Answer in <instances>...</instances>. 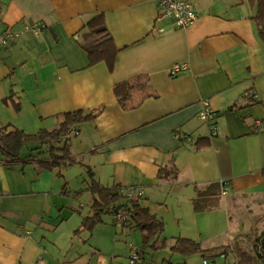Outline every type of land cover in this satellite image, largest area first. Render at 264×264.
I'll return each mask as SVG.
<instances>
[{"label": "crops", "instance_id": "1", "mask_svg": "<svg viewBox=\"0 0 264 264\" xmlns=\"http://www.w3.org/2000/svg\"><path fill=\"white\" fill-rule=\"evenodd\" d=\"M190 1L199 17L177 27L160 17L154 0H1L0 31H19L33 21L46 27L0 49V123L32 134L57 128L65 112L92 110L95 117L69 138L70 152L81 161L72 166L42 168L37 158L6 164L0 151V264L40 258L46 264H116L98 253L100 241H113V207L92 228L83 226L95 212L89 168L106 187L141 185L144 194L134 201L164 223L148 244L132 217L116 230L119 236L142 232L143 258L145 250L165 252L162 260L140 264H197L202 257L239 264L237 249L220 248L236 238L240 248L264 256V42L253 19L258 2ZM97 14L118 51L92 65L81 42ZM176 63L189 67L173 76ZM125 82L132 88L121 103L114 88ZM203 99L214 109L215 134L199 117ZM36 154L26 149L22 156ZM78 175H85L91 194L82 209L65 213L64 196ZM198 200L204 207L196 208ZM181 238L198 242L204 253L173 250ZM175 254L183 256L176 263Z\"/></svg>", "mask_w": 264, "mask_h": 264}, {"label": "trees", "instance_id": "2", "mask_svg": "<svg viewBox=\"0 0 264 264\" xmlns=\"http://www.w3.org/2000/svg\"><path fill=\"white\" fill-rule=\"evenodd\" d=\"M258 10L253 17L255 25L260 33V37L264 42V0H257ZM1 11V0H0ZM82 46L88 53L90 64H97L112 56H114L118 47L109 32L103 14H97L84 27ZM132 84L129 82L121 83L114 88L121 103H124L130 94ZM94 111H86L83 109L69 111L63 113V119L59 126L55 129H41L36 133H26L22 129L14 127L10 124L3 125L0 123V148L4 155L3 161L7 164L12 161H31L39 159L42 168H61L63 166H72L80 163L69 149V138L71 134L78 132V127L94 119ZM47 146L48 149H44ZM37 150V156L28 155L23 157L24 150ZM88 174L91 178L90 188L96 194L93 203L95 210L94 214L86 217L84 220V228H92L99 221L103 211L114 209L125 205L130 211V217L136 223V226L144 232L145 244L150 243L155 239L164 227V223L150 211L142 207L135 199H125V203L116 205L125 195L121 191V187H106L99 183L94 176L92 169H88ZM202 192H199L201 194ZM122 194V195H121ZM134 201V202H133ZM129 202H133L130 208ZM197 203V202H196ZM201 201L198 200L196 208L200 209ZM129 217V218H130ZM259 238V237H258ZM255 241V240H254ZM257 241V240H256ZM255 241V242H256ZM257 244V243H256ZM258 246V244L256 245ZM220 248H235L239 257V264H264V256L261 252L254 255L253 252L246 251L240 248L238 238L234 239L230 245ZM173 250L185 255H192L196 252H203L200 244L191 239H178L173 246Z\"/></svg>", "mask_w": 264, "mask_h": 264}, {"label": "built area", "instance_id": "3", "mask_svg": "<svg viewBox=\"0 0 264 264\" xmlns=\"http://www.w3.org/2000/svg\"><path fill=\"white\" fill-rule=\"evenodd\" d=\"M154 1L157 2V4L162 8L160 17L171 19L177 27H188L189 25L194 23L199 17V13L196 10L195 5L190 0ZM45 27V23H42L40 21H33L26 23L25 27L19 31L13 30L12 28L0 31V49L7 46L9 42L12 41L15 37L20 36L21 34L27 31H32L35 34H39L44 30ZM188 67V63H176L170 71L171 75H177L178 73L187 70ZM247 96L254 98L255 94L248 93ZM201 105L202 106L199 112V117L202 120L211 122L210 128L215 134L217 130V124L214 122L215 112L212 107V104L208 99H203ZM121 191L128 200L137 199L139 197H142L144 194L143 187L138 184H132L129 186L122 187ZM226 191L227 184L224 182V193ZM129 217L130 211L125 205L119 206L112 212V219L117 227H123L124 225H126L129 220ZM132 247L133 254L131 256L130 263L137 264L141 260L142 254L140 248L137 245L132 244ZM35 264H46V261L44 258H40ZM203 264H214V262H210V260L206 258L203 260Z\"/></svg>", "mask_w": 264, "mask_h": 264}, {"label": "rangeland", "instance_id": "4", "mask_svg": "<svg viewBox=\"0 0 264 264\" xmlns=\"http://www.w3.org/2000/svg\"><path fill=\"white\" fill-rule=\"evenodd\" d=\"M1 151V148H0ZM78 168V167H77ZM84 176L85 175H78L77 177H75L74 181L70 184V189L71 192H69V194L67 196H64L65 204L64 205H60L61 207H63V209L65 210V213L69 211H72L74 209H72V207H75V209H80L81 207L79 206L80 203L86 204L88 195L91 194V192L89 190H87L85 181H84ZM82 209V208H81ZM75 217H77V219L80 217L79 213L76 212L74 214ZM114 229V234H112V240L113 241H100L101 244H103V249L99 250L100 252L99 255L101 256L99 259H115L116 264H129L130 260H131V256L133 254V251L131 249V244H135L137 245L139 248L142 245V232L140 231H136L133 233H130L131 235L128 236V234H124L123 236H119L120 234L116 233V230H118L119 228L111 225ZM86 235V234H85ZM79 235L76 236V238H78ZM95 239V237H94ZM92 241H88V245L91 243ZM98 250V249H97ZM145 258H143V254H142V258L139 261L138 264H140L144 259H153V257H157L158 259H163L165 252L161 249L159 251H153L150 252L149 250H145ZM167 256H169V254H167ZM94 259H98L96 256H93ZM183 258L182 255L180 254H175L172 257V261L174 263H176L179 259ZM205 258H201V259H196L197 264H203V260ZM210 260V262H212V259L208 258ZM225 260V259H224ZM220 262H222L221 259H216V261L214 262V264H220ZM166 264H168L166 262Z\"/></svg>", "mask_w": 264, "mask_h": 264}]
</instances>
